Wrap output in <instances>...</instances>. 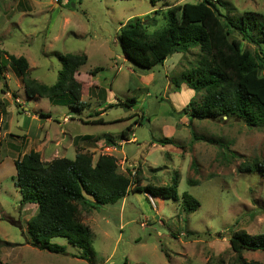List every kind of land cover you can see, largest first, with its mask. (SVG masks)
<instances>
[{"label": "rangeland", "instance_id": "1", "mask_svg": "<svg viewBox=\"0 0 264 264\" xmlns=\"http://www.w3.org/2000/svg\"><path fill=\"white\" fill-rule=\"evenodd\" d=\"M197 2L164 0L153 7L148 0H0V264H239L229 246L231 234L236 230L264 233V126L249 127L237 119H191L183 114L191 100L200 101L181 83L182 73L199 60L198 48L173 54L152 70L121 59L117 42L121 24L137 18L147 34L154 35L166 26L168 9ZM215 4L223 16L235 20L244 12L264 15V0ZM242 47L262 51L246 42ZM4 53L24 57L29 76L46 86L57 81L58 54L85 55L87 63L80 68L79 80L81 102L88 106L76 110L68 103L28 98ZM94 69H101L97 76L102 82L112 84L110 91L103 86L102 102L87 96L90 82L85 73ZM131 98L136 101L132 108L129 102L110 106ZM101 107L106 108L103 123L92 125ZM40 113L50 117L41 118ZM122 132L128 139L135 138V143L108 148L120 144ZM78 135L93 138L79 142L74 138ZM70 138H74L76 154L90 155L93 162L100 155L114 156L117 172L141 186H170L177 177L178 200L152 198V210L150 197L131 192L123 213L121 201L94 211L80 205L82 222L93 234L92 257L81 259L83 251L62 238L52 243L64 247V254L34 248L27 222L37 207L21 206L14 162L39 150L47 164L56 141L58 155L72 160ZM163 140L170 143L158 144ZM96 142L104 147L102 151L84 153L77 148L84 144L94 150ZM245 165L252 171H245ZM132 169L138 170L136 176ZM183 193L198 201L196 211H185ZM241 257L264 264V252L243 251Z\"/></svg>", "mask_w": 264, "mask_h": 264}, {"label": "trees", "instance_id": "2", "mask_svg": "<svg viewBox=\"0 0 264 264\" xmlns=\"http://www.w3.org/2000/svg\"><path fill=\"white\" fill-rule=\"evenodd\" d=\"M148 1L154 7L164 0ZM215 3L220 4V1L200 0L168 9L166 26L154 35L147 34L145 24L137 18L121 24L117 37L121 55L133 67L152 70L173 54L198 48L199 60L182 73L181 83L199 95L200 101L191 100L183 114L213 122L237 119L249 127L261 128L264 126V15L244 12L235 20L223 16ZM233 34L237 37H230ZM242 42L262 51L243 50ZM4 54L20 77L28 98H46L58 105L68 103L76 110L86 106L81 102V83L75 79L77 71L87 63L85 55L58 54L61 70L57 81L46 86L29 76V65L24 57ZM2 68L0 66V81L3 80ZM99 71L101 69H94L90 74ZM128 102L131 106L136 103L131 98L117 105L127 106ZM40 117L50 116L40 113ZM102 123L101 120L92 122ZM194 139L200 140L196 136ZM168 143L169 140L158 142L160 145ZM14 168L21 206L37 207L36 214L27 222L31 245L51 254L65 253L64 247L52 243L53 239L62 238L83 251L81 259L92 257L93 234L82 222L80 205L93 210L115 205L131 192L178 200L177 177L170 186H141L137 180L130 181L118 173L116 159L109 155H100L93 162L90 155L78 153L72 160L58 158L44 164L37 152L30 151L14 162ZM244 170L252 171L248 165ZM137 173L138 170L132 175ZM181 199L188 213L199 207L198 201L188 193H183ZM228 241L239 264H259L243 259L241 252H264V233L250 235L236 230Z\"/></svg>", "mask_w": 264, "mask_h": 264}, {"label": "crops", "instance_id": "3", "mask_svg": "<svg viewBox=\"0 0 264 264\" xmlns=\"http://www.w3.org/2000/svg\"><path fill=\"white\" fill-rule=\"evenodd\" d=\"M218 1H220V0H218ZM184 4V3H183ZM182 5V4H181ZM122 60H124V61H126L123 57L121 58ZM79 71H80V69L77 71V73L75 74V79L78 81V82H80L81 83V81L79 80V76H80V74H79ZM91 72V71H90ZM90 72H87V73H85V74H87V78H88V80H89V87H88V89H87V96L89 97V99H95V100H97L98 102H102L103 101V93L105 92V90H104V88H103V86H107L108 87V89H109V91H110V89H111V86H112V84L111 83H109V82H107V81H105V80H103V82L100 80V78L97 76V73L96 74H94V75H91L90 74ZM82 84V83H81ZM91 91H92V93H91ZM91 93V94H90ZM37 98V97H36ZM118 103H115V104H113V105H110V106H119V105H117ZM86 106L84 107V109L88 106L87 104H85ZM133 106H135V105H133ZM133 106H130V107H128V108H132ZM105 110H106V108H103V107H101V108H99L98 109V111H97V113H96V116H98V117H96V119H93V120H91L92 122L93 121H98V120H101L102 122H103V120H102V114H103V112H105ZM34 118H35V116H34ZM87 118L88 119H90L91 118V116H87ZM140 118H142V116L140 117ZM119 121H123V118H121ZM80 122L82 123V124H89V123H87V122H84L83 121V119H81L80 120ZM92 122H90L91 124H92ZM92 125H96V124H92ZM132 127H130V128H128L127 127V130H130ZM123 133H125V136H122L121 137V142H120V144H117L116 142L115 143H113V144H111V146L110 147H108V148H118V149H121L122 148V146L121 145H126V144H130V143H133L134 141H135V138H132V139H128L127 138V135H126V132H122V134ZM91 137V138H90ZM74 138H79V142L80 141H82V142H87V141H92V135H78V136H75ZM74 138H70V141H69V146H73V142H74ZM111 139V138H110ZM56 141V140H55ZM110 142H112V140L110 141ZM135 143V142H134ZM94 146H95V149L94 150H88V149H86V146L83 144H78V149H79V151L81 152V151H85L84 153H86V152H90V153H95L96 152V150H98V151H102L103 149H104V147L102 146V145H100V143L99 142H96L95 144H94ZM151 146H153V147H155L156 145L155 144H153V143H151ZM59 147H60V143H59V141H56L55 143H54V145H53V147L52 148H50V150H49V152H48V155L50 156V158H51V161L52 160H54V159H56V158H65L64 156H59L58 154H59V152H58V150H59ZM62 149H63V147H61ZM72 148H74V147H72ZM65 151H67V150H65ZM39 155H40V153H41V151H39L38 150V152H37ZM74 157H75V155H76V148H74ZM99 155V154H98ZM42 156V155H41ZM40 156V157H41ZM114 157V156H113ZM97 160V159H96ZM125 160H127V159H125ZM128 161V160H127ZM48 162H50V161H48ZM129 162V161H128ZM137 171V169H132V174H134V172H136ZM135 194H137V193H135ZM129 195V194H128ZM127 195V196H128ZM143 195H145V194H143ZM127 196L121 201V208H120V213H123L124 211H125V209H126V205L128 204L127 203ZM145 197H150V196H148V195H145ZM151 198V197H150ZM152 199V198H151ZM148 203H149V201H148ZM150 205V204H149ZM151 207V206H150ZM152 208V207H151ZM152 210H155V207L154 208H152ZM94 211V210H93ZM95 213V212H94Z\"/></svg>", "mask_w": 264, "mask_h": 264}, {"label": "built area", "instance_id": "4", "mask_svg": "<svg viewBox=\"0 0 264 264\" xmlns=\"http://www.w3.org/2000/svg\"><path fill=\"white\" fill-rule=\"evenodd\" d=\"M215 1H216V0H213V2H215ZM149 204H150V206H151L152 208L155 207L154 201H153L151 198H149Z\"/></svg>", "mask_w": 264, "mask_h": 264}, {"label": "water", "instance_id": "5", "mask_svg": "<svg viewBox=\"0 0 264 264\" xmlns=\"http://www.w3.org/2000/svg\"><path fill=\"white\" fill-rule=\"evenodd\" d=\"M123 58L126 60V58L123 56Z\"/></svg>", "mask_w": 264, "mask_h": 264}]
</instances>
